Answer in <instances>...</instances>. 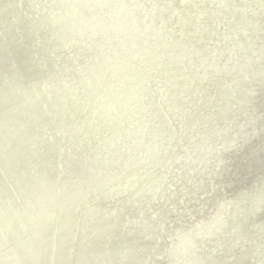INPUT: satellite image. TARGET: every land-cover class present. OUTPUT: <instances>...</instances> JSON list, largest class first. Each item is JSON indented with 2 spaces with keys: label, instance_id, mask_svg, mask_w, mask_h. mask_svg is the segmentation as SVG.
<instances>
[{
  "label": "water",
  "instance_id": "obj_1",
  "mask_svg": "<svg viewBox=\"0 0 264 264\" xmlns=\"http://www.w3.org/2000/svg\"><path fill=\"white\" fill-rule=\"evenodd\" d=\"M210 264H264V170Z\"/></svg>",
  "mask_w": 264,
  "mask_h": 264
}]
</instances>
